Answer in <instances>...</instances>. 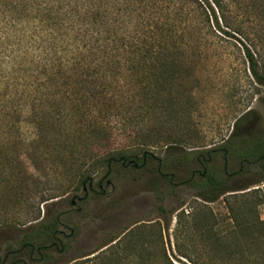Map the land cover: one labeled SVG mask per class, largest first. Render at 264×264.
<instances>
[{"label":"rangeland","instance_id":"obj_1","mask_svg":"<svg viewBox=\"0 0 264 264\" xmlns=\"http://www.w3.org/2000/svg\"><path fill=\"white\" fill-rule=\"evenodd\" d=\"M208 4L167 1L171 9L153 13L150 27H136L133 17L132 26L119 31L114 64H78L71 55L41 62L40 41L11 40L13 52L0 48V61L10 55L22 62L13 68L14 87L2 88L0 95L16 89L0 103L3 249L16 248L31 226L61 211L58 239L68 245L55 257L67 263L108 248L101 260L84 264H264L263 172L248 166L210 200L203 198L206 189L174 186L161 176L185 181L192 170L186 158L221 146L227 148L228 173L243 163L235 153L252 159L264 152V85L247 58L248 52L264 76V0ZM151 34L161 40L152 44L162 46L160 57L128 54ZM104 80L120 88L116 107L103 119L89 93ZM85 113L104 121L107 137H78L74 131L85 124ZM38 128L46 140L35 135ZM110 150L134 154L140 167L117 164L104 177L105 168L95 166ZM206 169L222 176V155L212 154ZM86 175L85 195L80 179Z\"/></svg>","mask_w":264,"mask_h":264},{"label":"trees","instance_id":"obj_2","mask_svg":"<svg viewBox=\"0 0 264 264\" xmlns=\"http://www.w3.org/2000/svg\"><path fill=\"white\" fill-rule=\"evenodd\" d=\"M138 1L137 3L134 0H0V48L9 49L10 52H13L10 45L11 40L13 43L16 42L20 45L23 43L35 44L37 41H40L42 43V48H40V57L42 58H39L41 62L47 61L50 57L61 61L63 58H68L71 55L70 57L72 58L70 60H75L78 64L83 63L87 59L91 60L90 62L101 61L114 64L119 61L120 57L119 47L117 46L118 40L120 41L119 31L123 27L132 26L133 17L137 21L135 23L136 27L138 25L141 26L142 23L150 27V24L147 22L150 16L159 9V11L161 9L170 10L171 6L166 5V2L173 0ZM177 1L182 2L186 6L192 3H197L199 6L209 5L208 0ZM212 1L218 8L221 7V0ZM156 29L162 28L156 27ZM143 34L145 35V32ZM141 39L143 46H137L131 52L128 51L129 55H140L142 59L146 56L156 58L161 56L162 46L152 47L154 42L157 44V41H161L159 38L155 40L151 34ZM129 55H127V58ZM247 58L251 64V71L255 80L259 84L264 85V76L257 73L254 68L253 57L248 52ZM15 59L17 58L9 55L0 61V95H2V88L8 89L14 85L16 78L13 73L16 71L13 68L15 66L19 67L18 65L22 64L21 61L18 62ZM75 69L73 68L71 76L75 74ZM66 85L62 83V86ZM144 85V83L141 85V89L145 88ZM119 88L117 82H107L106 80L102 81L98 87H92V91L89 93L90 98L93 100L92 106H99V111L104 112L103 119L109 110L116 107V103L113 100ZM15 95L16 89L11 96L14 97ZM11 96H5L4 94L1 96L0 103L3 104L5 97L8 99ZM4 116H9V113H5ZM245 117H241L234 125L238 127ZM102 121L90 117V113H87L83 121L85 124L80 125V128L74 132L78 131V137L84 139H97L101 133L107 137L105 130L108 128L102 124ZM35 135H38L42 140H46L47 137L41 133L40 128H38ZM247 138L244 137L243 140ZM257 143L259 141L255 142V144ZM167 152L166 155L168 154ZM144 154L146 153L144 152ZM168 155L174 156L172 154ZM191 155V157L186 158V162L190 161L192 163L199 157L198 155L195 156V153ZM235 156L245 163L242 173H246L248 171L247 167L252 165L264 173V152L259 153L252 159L236 153ZM133 159H135L134 154L126 155L110 150L101 156L95 168L98 171L105 168L104 177H106L109 175L111 168H114L113 166L117 164L124 169L134 168L130 163V161L134 163ZM89 179L87 175L80 179L82 190L83 184L89 181ZM212 181H215L214 177L207 176L203 180V183L209 186ZM203 183L199 187L201 190L206 188ZM205 193L206 195L203 198L207 200L212 199V195L215 197H219L220 195V192L207 190ZM72 199L69 201L70 205ZM61 214L62 212L60 211L51 217L46 216L39 223L31 226L30 230L32 233L25 235L16 248L7 246L3 249L0 244V264H84L90 260H101V253L108 248L102 250L92 258L82 260L84 256L78 257L70 263L56 259L55 255L58 254L59 256V254L63 253L67 249L65 246L68 245V242L65 245L58 239V235L61 233L59 231L61 225L59 215ZM259 223L264 226V221ZM72 237L73 233H70L68 239ZM114 241L115 239L109 243ZM117 243H114L110 247L115 248ZM99 250H95L94 253Z\"/></svg>","mask_w":264,"mask_h":264},{"label":"flooded vegetation","instance_id":"obj_3","mask_svg":"<svg viewBox=\"0 0 264 264\" xmlns=\"http://www.w3.org/2000/svg\"><path fill=\"white\" fill-rule=\"evenodd\" d=\"M217 153L221 154L223 157V175H222L223 177L219 176L218 173H216L215 175L210 174L208 170L206 169V165L212 161V154H217ZM227 153H228L227 148L224 146H221L218 148H214L211 151H207L205 153L206 155L201 156L199 154L198 155L199 157L194 162H192V170L190 171V177L187 180L182 181L180 183L173 182L174 175L161 174V176H163L164 178H167L168 181L174 186L186 184V185H190V187L195 186L197 188H199L200 185L202 186V183L205 177L212 176L214 177L215 181H212L211 185L209 186L203 183L204 187H206L205 189L207 191H214V192L223 191L226 189L225 185H226L227 180L231 178L233 175H239L240 173H242L244 169V164L239 163V169L236 172L228 173L227 172ZM146 157H147V154L143 155L142 165L146 164ZM200 157H202L203 159H201ZM131 164L135 169L140 167L139 165L135 163V161L134 163H131ZM134 164H136L137 166H134ZM159 167H160V163H159ZM158 172H160L159 168H158ZM193 182L195 183V185L193 184ZM101 186L102 184L101 182H99V188ZM75 204L76 202L73 204L71 201L72 206H74Z\"/></svg>","mask_w":264,"mask_h":264},{"label":"water","instance_id":"obj_4","mask_svg":"<svg viewBox=\"0 0 264 264\" xmlns=\"http://www.w3.org/2000/svg\"><path fill=\"white\" fill-rule=\"evenodd\" d=\"M144 155H145V154H144ZM130 163H133V161H130ZM134 166H137V165L134 164ZM107 184L109 185L110 182L108 181ZM83 191H84V192L86 191V189H85V187H84V184H83ZM85 197H86V196H84V197H82V198H77V201H82V200L85 199ZM75 200H76L75 198L72 199V203H73V204L75 203Z\"/></svg>","mask_w":264,"mask_h":264}]
</instances>
